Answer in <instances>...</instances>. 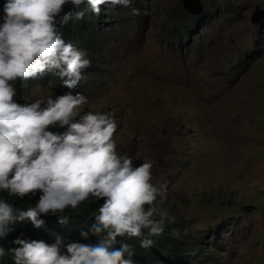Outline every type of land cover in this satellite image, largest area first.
Listing matches in <instances>:
<instances>
[{
  "label": "rangeland",
  "instance_id": "rangeland-1",
  "mask_svg": "<svg viewBox=\"0 0 264 264\" xmlns=\"http://www.w3.org/2000/svg\"><path fill=\"white\" fill-rule=\"evenodd\" d=\"M134 1L95 31L103 83L80 92L81 111L110 113L118 154L167 181L158 207L196 242L194 264H264V15L252 22L264 0H201L199 20L182 0ZM52 92L34 85L19 101Z\"/></svg>",
  "mask_w": 264,
  "mask_h": 264
},
{
  "label": "clouds",
  "instance_id": "clouds-1",
  "mask_svg": "<svg viewBox=\"0 0 264 264\" xmlns=\"http://www.w3.org/2000/svg\"><path fill=\"white\" fill-rule=\"evenodd\" d=\"M134 0H2L0 3V240L28 222L39 228L44 216L68 223L65 210L84 201H99L91 223L79 236L99 237L96 244L31 239L23 233L0 246L12 264H135L128 244L117 237H142L140 247L169 221L163 202L167 181L152 182V161L134 164L118 154L114 133L117 123L107 112L81 111L87 97L72 90L81 82L94 90L102 85L100 71L88 75L91 61L86 50L66 42L61 25L80 20L84 4L93 15L101 5L133 6ZM65 5H70L65 10ZM200 17V16H197ZM102 42L104 43L103 39ZM102 57V53H101ZM101 66V65H100ZM51 74L67 91L52 92L31 102L16 97L17 81ZM85 76L88 78L85 79ZM34 204L13 209L4 198L37 196ZM159 197V200H158ZM157 216L159 219H157ZM144 230H147L145 235ZM186 262V260H185Z\"/></svg>",
  "mask_w": 264,
  "mask_h": 264
},
{
  "label": "trees",
  "instance_id": "trees-1",
  "mask_svg": "<svg viewBox=\"0 0 264 264\" xmlns=\"http://www.w3.org/2000/svg\"><path fill=\"white\" fill-rule=\"evenodd\" d=\"M2 3V0H0ZM101 5L102 14L93 15L90 8H87L84 4L80 8L84 11V16L80 20H70L68 23L61 25V34L64 37L66 42H72L76 45L78 41V48H83L86 50L87 55L91 61V67L87 71L88 75H92L100 71L101 63V52L102 47V37L95 35V31L101 29V23L106 24V18L108 17L109 11L118 12L123 11L125 8H132L133 6L122 7L120 5H111L108 4ZM70 5H65V10H68ZM203 17V16H200ZM200 17L196 18L197 20ZM262 25V24H261ZM260 26H256L257 30L261 29ZM185 31L189 34L185 35L186 37L191 36V26L185 25ZM172 34H168V37L175 42H181L183 32L179 29H174ZM81 48V49H82ZM53 85L55 88L59 89L61 92L67 91L64 87L61 86L59 79L51 74H46L42 78L29 79L28 81H17L14 84L16 88V97L19 101L20 97L27 94L28 89L31 86L42 84L44 86ZM89 83H87L88 85ZM83 82H81L73 89V92H84L82 88ZM86 85V86H87ZM4 198L12 205L13 209L25 208L29 204H34L37 196H32L31 198L25 197L23 199L9 198L6 195ZM159 200V197H158ZM102 203V199L99 201H84L82 202L77 209L75 210H65V214L68 215L67 224H59L57 222L56 216H44V223L39 228H34L28 222H21L15 226V231L11 232L4 238L0 240V246H12L10 241L21 233L24 236L44 240L47 243H52L55 240V237L59 235L65 243L71 241H77L85 244H96L99 241V237L89 234L87 239H82L79 236L81 230H86L87 226L91 223L92 214L95 211V208ZM157 219L159 217L157 216ZM173 222L169 221L167 218L163 222V230L159 235L151 236L153 244L148 248L140 247L139 240L142 237H117V244L113 247H119L120 242L128 244L130 250L133 253L132 259L135 261V264H194L193 257L200 255L201 250H196V242L192 238H187L180 233L179 236H176L173 232ZM145 235H147V230H144ZM186 260V262H185ZM0 264H12L9 259V255L6 254L4 257H0Z\"/></svg>",
  "mask_w": 264,
  "mask_h": 264
},
{
  "label": "water",
  "instance_id": "water-1",
  "mask_svg": "<svg viewBox=\"0 0 264 264\" xmlns=\"http://www.w3.org/2000/svg\"><path fill=\"white\" fill-rule=\"evenodd\" d=\"M183 8L187 10L193 16H201L204 12V5L201 0H182ZM257 12L252 20L254 24H258L263 17L261 14L264 15V11H261L256 7ZM258 16L259 18L256 20L255 17Z\"/></svg>",
  "mask_w": 264,
  "mask_h": 264
}]
</instances>
